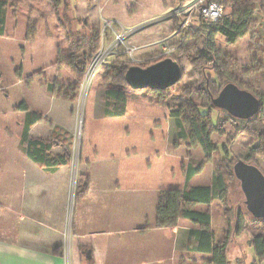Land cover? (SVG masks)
I'll use <instances>...</instances> for the list:
<instances>
[{
	"label": "crops",
	"instance_id": "crops-1",
	"mask_svg": "<svg viewBox=\"0 0 264 264\" xmlns=\"http://www.w3.org/2000/svg\"><path fill=\"white\" fill-rule=\"evenodd\" d=\"M0 1L7 4L4 36L0 37V94L8 96L9 90L19 88L28 111L42 116L30 128V138L55 135L73 150L78 102L63 101L49 91L55 84L76 83L70 70L57 62L59 53L68 55V43L55 10L45 0ZM69 1L75 16L89 26L109 20L119 28L136 29L132 43L147 48L165 31H172L175 21L167 16L179 2ZM261 19L264 23V15ZM28 28L36 30L29 41ZM217 37L228 44L222 34L209 39ZM248 41L246 37L233 45ZM207 47L212 51L213 47ZM156 51L159 47L143 55ZM100 74L90 84L82 105L83 133L75 167L71 162L48 174L26 157L19 140V157L5 173L0 171V264H84L89 261L86 253L92 264L190 262V232L197 227L185 220L174 227L155 226L160 192L183 190L186 185L210 187L212 182L213 164L209 162L186 184L189 160L203 161L204 154L200 148L173 147L170 113L184 100L177 98L180 103H174L172 97L161 106L151 93L127 90L126 114L106 118L101 99L106 87ZM13 115L22 133L26 112L15 109ZM52 152L63 154L60 147L49 155ZM87 176L86 196L74 204L75 187ZM195 209L207 210L205 206ZM210 212L211 232L218 241L227 224L218 202L210 206ZM200 255L196 253V260L204 263Z\"/></svg>",
	"mask_w": 264,
	"mask_h": 264
},
{
	"label": "trees",
	"instance_id": "trees-1",
	"mask_svg": "<svg viewBox=\"0 0 264 264\" xmlns=\"http://www.w3.org/2000/svg\"><path fill=\"white\" fill-rule=\"evenodd\" d=\"M55 10L59 25L65 32L68 43V55L60 53L57 62L70 70L76 79L71 86L52 85L49 91L58 99L67 102H77L79 91L86 71L94 55L99 51L101 44V26H89V24L75 16L69 0H45ZM177 1V0H173ZM185 0H179L176 5ZM227 9L226 15L215 23L198 20L197 25L190 27L186 32L184 40L172 45L175 51L171 56L162 51H156L143 55L139 62L131 63L125 55L119 56L107 64L103 81L106 87L102 95L104 103V117L117 118L126 114V91L130 90L124 80L125 72L132 66L146 68L165 58L177 60L185 57L192 71L199 74L201 82L197 86H179L176 96L184 102L174 106L170 113L173 121L174 137L173 147L184 146L187 149L200 148L204 154L203 161L189 160L184 171L186 184L191 178L200 174L206 163L213 164V175L210 187H188L183 190L162 191L158 198L155 226L158 228H169L177 225L178 221L185 220L197 227L190 232L192 245L191 252L206 254L211 258L208 264H227V250L231 239L244 232L246 223L243 215L237 213L233 218L231 209L227 208L229 182L235 178L232 166L238 160L259 168L256 158L264 156V95L258 93L250 84H246L243 78H248L252 73H264V49L260 47L262 19L264 15V0H211ZM175 5V6H176ZM7 4L0 1V37L4 36L5 18ZM178 26L175 20V27ZM222 34L226 43L236 42L249 37L247 50L251 55L252 70L244 69L241 78L236 75L238 70L237 58L229 55H216L207 46L206 39ZM36 35L35 28H28L27 39L32 40ZM257 38V39H256ZM195 51L194 54L192 52ZM183 77L185 76L182 69ZM232 83L241 90L254 95L260 102L259 111L256 116L249 120H239L229 116L226 112L215 109L211 100L215 98L222 87ZM178 84V83H177ZM176 84V85H177ZM174 85V86H176ZM262 85H264V74ZM173 86V87H174ZM172 88V87H171ZM147 91L155 97L159 105L164 106L170 99L168 91ZM196 95L200 102L192 104L189 102L191 96ZM16 110L26 112L22 123L20 146L26 157L43 169L48 174L55 173L59 168L68 166L72 161V148L60 140L58 136L50 139L30 138V128L42 120V116L29 112L26 105L21 103ZM221 112V116L219 115ZM215 117L216 121L213 122ZM231 125L235 134H225L224 127ZM216 133L225 138L223 143L213 144L210 136ZM244 135L257 141L259 145L248 152L246 157H237L231 151V144L236 136ZM60 147L62 156L50 157L53 148ZM264 175V173L262 172ZM89 178H83L77 183L74 192V204L79 203L88 190ZM218 202L221 204V218L227 224V231L218 241L211 232L210 206ZM196 206H205L207 210L198 211ZM247 213V211H246ZM247 215H249L247 213ZM263 222L264 220H254ZM253 247L257 260L264 255V241L253 237L248 241ZM256 264V261H253ZM84 264H92L86 261Z\"/></svg>",
	"mask_w": 264,
	"mask_h": 264
},
{
	"label": "rangeland",
	"instance_id": "rangeland-1",
	"mask_svg": "<svg viewBox=\"0 0 264 264\" xmlns=\"http://www.w3.org/2000/svg\"><path fill=\"white\" fill-rule=\"evenodd\" d=\"M175 7V6H174ZM171 11L168 12V16L172 20H176L173 17H171L170 14ZM228 13V12H227ZM178 22V21H177ZM196 21L193 23V26L197 25ZM175 23V22H174ZM103 23H101L102 27ZM175 25V24H174ZM174 28H176L174 26ZM172 29V31H165L162 35V37L159 40H156L157 42L151 46L147 47H139L137 45H134L132 43V37L136 33V29H134V33L130 35L126 40L124 41L126 46L130 47H138L139 49L136 50L133 54L128 55L126 53V46L123 44H119L117 47H114V49L110 50L109 52L111 53L108 55L106 58V63H103L100 66V70L95 73L93 76V73H89V77L86 78L85 83H84V89L82 90L81 95L78 97V105H77V121H76V129L73 134V138L71 137V140L73 141V150H72V161L73 162V167H75V164L78 160L79 156V150H80V145H81V139H82V133H83V111H84V100L86 98V93L92 84L93 79L99 75H104L105 68L107 66V63H110L112 60L116 59L119 56H122L123 53L127 55L126 57L128 59H131V61H136L139 60L143 54L149 53L150 51L155 50L157 47H159V51H161L162 46L164 43H167V47L172 46L178 39V36L173 35L171 37V34L175 29ZM116 32H121L118 26H115V29L113 28ZM103 35L105 37H110L109 40L107 41L105 38L103 48H110V43L112 40L114 41V35L110 31V29H105L103 30ZM261 40L262 43L259 45L260 47H263L264 49V23H262V30H261ZM167 38V40H165ZM257 39V38H256ZM164 40V41H163ZM154 42V41H153ZM110 44V45H109ZM115 44V43H114ZM206 45L210 46L212 49V52L216 55H228L231 53H234V55H229V56H235L237 58L236 62L238 65V70H236V75L241 78V72L244 69H249L252 70L251 66V55L247 50V44L245 43H238L236 46L231 45V44H225L223 39L216 38V39H206ZM236 50H235V49ZM195 51L192 52L194 54ZM169 56L172 55V53L168 54ZM180 64V66L183 68L185 76L181 79V81L174 87H172L168 93L170 95V98L174 97V103H180L178 101V97L176 96L177 94V87L179 86H197L201 82V77L199 76L198 73L194 72L191 70L190 65L185 57H181L176 60ZM263 72L261 73H252L250 77L248 78H243L244 82L246 84H250L258 93H262L264 95V85H262L263 81ZM23 90H26L23 88ZM22 94L21 90L19 88H12L9 90L6 94H0V171L1 172H6L4 171L7 169L9 163H11L12 160L17 159L19 157V154L21 153V148L19 147V140L21 137V129L18 128L17 123H18V118H16L13 113L15 112V109L23 103V99L20 98V95ZM144 94H150L147 91H144ZM153 95V94H152ZM178 98V99H177ZM189 102L192 104H199L200 100L196 95L191 96ZM174 105V104H173ZM175 107L177 105H174ZM219 115L221 116V112H219ZM213 122L215 123L216 119L213 116ZM224 132L225 134H230L234 135L235 130L231 125H226L224 127ZM212 143H224L225 138L218 136L216 133L211 134L210 136ZM240 137L238 140L237 138ZM259 143L257 141L252 140L249 137H246L244 135H239L236 136L235 140L231 144V151L233 155L237 157H246L248 155V152L257 147ZM55 157V154L52 152L50 157ZM257 164L259 168L262 170L264 173V156L263 157H257L256 158ZM213 168V165H212ZM213 173V169H212ZM221 205V204H219ZM227 208L231 209L232 217L234 218L237 213H241L243 215L245 223H246V228L243 233H241L239 236H235L231 239V243L229 244L228 250H227V264H254L253 261H256V264H264V255L261 259L257 260L254 254V249L252 246L249 245L248 241L253 238L254 236L260 238V240L264 241V221L263 222H253L249 215H247L245 206H244V196L241 192L239 182L235 179L232 178L229 182V190H228V201H227ZM223 210V208H222ZM217 236V232L215 233ZM220 234V233H219ZM222 235V233H221ZM220 235V236H221ZM218 238H221L218 236ZM198 254V253H197ZM189 256V261L184 262V263H179V264H208L206 260H210V256L206 254H201L200 256L204 258L205 262L203 263L202 261H197L196 253L190 252L188 254ZM195 257V258H194ZM208 257V258H207Z\"/></svg>",
	"mask_w": 264,
	"mask_h": 264
},
{
	"label": "water",
	"instance_id": "water-1",
	"mask_svg": "<svg viewBox=\"0 0 264 264\" xmlns=\"http://www.w3.org/2000/svg\"><path fill=\"white\" fill-rule=\"evenodd\" d=\"M182 67L172 58H165L146 68L130 67L124 80L132 91H164L179 83L183 78ZM211 105L239 120H249L257 115L259 100L250 92L241 90L232 83L222 87ZM232 173L239 182L244 196V206L254 220H264V175L254 165L243 160L236 161ZM90 260V254L86 253Z\"/></svg>",
	"mask_w": 264,
	"mask_h": 264
},
{
	"label": "built area",
	"instance_id": "built-area-1",
	"mask_svg": "<svg viewBox=\"0 0 264 264\" xmlns=\"http://www.w3.org/2000/svg\"><path fill=\"white\" fill-rule=\"evenodd\" d=\"M170 11H171L170 12L171 17H173L178 21V26L174 28L175 30L171 34V37L173 35L178 36L176 42L180 40H184L185 35L181 36V33L186 32L190 27L193 26V23H195L196 21L202 20L209 23H215L218 20L222 19L227 13V9L224 6L219 5L211 0H185L182 3L173 7ZM102 23L103 25L101 27L102 33H101L100 49L92 58V61L86 71L85 77L80 87L79 96L81 95L82 90L84 89L83 88L84 83L86 78L89 77L90 75L89 73L91 74L93 73V76H95L94 74L100 70V66L103 63L107 62L106 59H104V57L106 58L108 55L111 54L109 51L112 48L114 49V47H117L119 44L123 45L125 43L124 41L126 40V38H128L130 35H132L135 32L134 29H126L121 27L119 28L121 31L119 33L113 30V28L115 29V26H117L115 22L109 20H103ZM105 29H110V31L114 35V41L112 40V42L110 43L111 45L109 44L110 48H106V49L103 48V44H104L103 30ZM165 40H167V38ZM161 46H162L161 51L165 55H168L175 51V47L172 46L167 47V43H164ZM138 49H139L138 47L136 48V47L126 46V53L128 55H131ZM123 55H125V53H123ZM128 60L131 63L139 62V60L136 61H131V59Z\"/></svg>",
	"mask_w": 264,
	"mask_h": 264
}]
</instances>
